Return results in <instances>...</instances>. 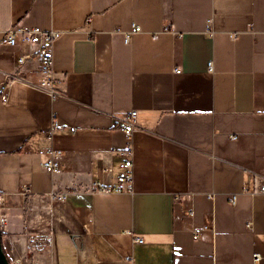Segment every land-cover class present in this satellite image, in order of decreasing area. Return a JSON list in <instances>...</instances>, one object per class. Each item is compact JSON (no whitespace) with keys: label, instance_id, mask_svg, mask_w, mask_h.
Returning a JSON list of instances; mask_svg holds the SVG:
<instances>
[{"label":"crops","instance_id":"0c3cea01","mask_svg":"<svg viewBox=\"0 0 264 264\" xmlns=\"http://www.w3.org/2000/svg\"><path fill=\"white\" fill-rule=\"evenodd\" d=\"M15 27L58 33L55 101L34 86V47L2 43ZM3 84L9 264H264V194L243 193L264 186V0H0ZM131 110L133 191L91 194L116 179ZM53 122L76 131L50 142Z\"/></svg>","mask_w":264,"mask_h":264},{"label":"built area","instance_id":"2783aa9c","mask_svg":"<svg viewBox=\"0 0 264 264\" xmlns=\"http://www.w3.org/2000/svg\"><path fill=\"white\" fill-rule=\"evenodd\" d=\"M140 33V28L138 26L132 25L128 34H126L124 38L125 44L130 42L131 36L134 34ZM58 37L57 32H42L37 28H21L15 27L8 29L2 40V43L8 45L12 48H19L20 46H32L34 47V51L28 55V57H34L38 60L39 63V78L38 82L34 85L35 88L45 92L51 100L55 101L59 96V86L61 84V80L56 77V74L53 70V56H52V48L55 39ZM26 56H20L16 63L21 66L24 64L26 60ZM209 67L211 64L209 63ZM175 73H179V71H175ZM8 84H3L0 86V101L2 103L6 102V93ZM136 116L137 113L135 110H131L126 114V118L124 123L120 126V131L123 133L126 146L125 148L119 152V156L121 161L118 164V174L116 179L111 183L110 186H103L97 182H94L90 188V193H98V194H122V193H132L133 191V143L132 136L136 127ZM76 131L75 128H64L60 126L57 122H53L51 126L45 131V135L47 139L51 142L52 137L55 133H74ZM231 139L235 140L236 137H232ZM51 144V143H50ZM46 154L48 158L41 163V169L43 172L49 175H55L61 171V155L59 152L55 151L52 145H50ZM23 194L30 193V188L24 186L22 188ZM243 193L248 194L251 197H254L257 194H264V186L260 187L258 190L250 189L244 187ZM69 196L68 192L62 193H52V199L63 202ZM6 194H0V228L3 229L7 224V218L4 214L1 213V208L4 206L6 202ZM231 201L234 203L235 196L231 198ZM188 216L192 217V210L188 212ZM246 230H252L251 222H246L245 224ZM204 229H208L207 226ZM129 234V233H128ZM193 239H197V235L193 236ZM133 243L137 245L143 244V239L139 237L133 238ZM125 262H132L131 256L123 258ZM259 257L257 255L254 256V262L257 263Z\"/></svg>","mask_w":264,"mask_h":264},{"label":"water","instance_id":"95a60500","mask_svg":"<svg viewBox=\"0 0 264 264\" xmlns=\"http://www.w3.org/2000/svg\"><path fill=\"white\" fill-rule=\"evenodd\" d=\"M1 228H0V264H9L8 259L3 251L2 242H1Z\"/></svg>","mask_w":264,"mask_h":264}]
</instances>
